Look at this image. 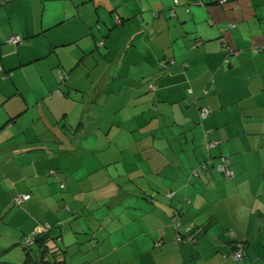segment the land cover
Returning a JSON list of instances; mask_svg holds the SVG:
<instances>
[{
	"label": "crops",
	"instance_id": "crops-1",
	"mask_svg": "<svg viewBox=\"0 0 264 264\" xmlns=\"http://www.w3.org/2000/svg\"><path fill=\"white\" fill-rule=\"evenodd\" d=\"M263 47L264 0H0V256L264 264Z\"/></svg>",
	"mask_w": 264,
	"mask_h": 264
},
{
	"label": "trees",
	"instance_id": "trees-1",
	"mask_svg": "<svg viewBox=\"0 0 264 264\" xmlns=\"http://www.w3.org/2000/svg\"><path fill=\"white\" fill-rule=\"evenodd\" d=\"M221 1L222 0H220V2ZM170 14L171 15H174L175 12H170ZM262 49H264V47ZM192 93H193L192 90L191 89H188V94L193 95ZM203 109H204V107H201L200 108V115H201L202 118H204V116H202ZM208 159H211L212 160L211 157H208V158H206V160H204V163L207 162ZM203 165L204 164L202 162L199 165L200 167L198 168L197 171H201V169L203 170L204 169V168H202ZM15 203H16V201H15ZM17 205H19V204H17ZM206 229L207 228H204V231ZM52 230H53V226L52 225H49V226L48 225H45V229L42 230V232H40V233L37 232L35 234L34 238H35V242L38 243L39 250L41 251V259L40 258L39 259L32 258L31 255H30V252H29V253H27L28 257H27V259H25L26 260L25 261V264H31L30 263V260H31L32 264H54V262H58V259H57L58 257H60V256L61 257L62 256L64 257V251H63V248L61 246L62 238H61L60 235H52ZM194 240H195V238H194ZM23 241H24V239L21 240V241H19V244H23ZM52 242L54 243V246H52L53 249L50 248L51 247L50 246V243H52ZM24 247H25V250H27V252L31 248L30 246H24ZM52 252H57V255H56L57 257L54 256L53 258H51L50 257V254ZM59 263H60V261H59Z\"/></svg>",
	"mask_w": 264,
	"mask_h": 264
},
{
	"label": "rangeland",
	"instance_id": "rangeland-1",
	"mask_svg": "<svg viewBox=\"0 0 264 264\" xmlns=\"http://www.w3.org/2000/svg\"><path fill=\"white\" fill-rule=\"evenodd\" d=\"M77 123V122H75ZM68 132H64V136L66 137V139L69 141V138L71 137L72 139V134L71 131H69V135H67ZM149 150H144V154L145 155H148L149 153ZM60 191H63V190H60ZM67 190L64 192L66 193ZM47 193V194H46ZM48 190L45 191V194L48 195ZM191 193H192V190H191ZM227 195H229V192L227 193ZM227 195L225 197H217L215 198L214 200H210L211 203H213L214 201H218V202H223V203H226L228 201V198H227ZM1 198L3 199V197L1 196ZM47 200H48V203L50 205L51 208H53L55 206V204H58L59 202L56 201V199L53 197V196H48L47 197ZM234 202H235V199H233ZM21 206V205H17V208ZM57 208H55L54 210H56ZM59 212L61 213V211L59 210ZM32 215L34 216H39L43 218V211H35V210H32L31 211ZM54 213L56 214L57 212L54 211ZM9 212L5 213L3 215V218L5 219L7 216H8ZM240 214H242V212H240ZM222 217H223V214H222ZM44 222H39L40 224H38L33 231H31L30 233L32 234L34 231L38 230V227H44V225H51L49 222H47L46 220H43ZM42 223V224H41ZM241 229V228H240ZM242 230V229H241ZM26 234L23 238H26L28 237L29 235L31 234ZM261 238H264V235L261 236ZM15 250L12 251L11 253L9 252H6L5 254H3L2 256H0V261H4L5 263H9V264H25V258L27 259V251H25V248L22 244H19V245H16L15 246ZM20 248V249H18ZM24 248V249H23ZM16 249H18L19 251H21L22 254H18ZM235 258V257H234ZM248 258V257H247ZM236 259V258H235ZM73 261H80L78 259H71L70 256H68V262H70L71 264H73L74 262ZM241 262V261H240ZM30 263L32 264L31 260H30Z\"/></svg>",
	"mask_w": 264,
	"mask_h": 264
},
{
	"label": "built area",
	"instance_id": "built-area-1",
	"mask_svg": "<svg viewBox=\"0 0 264 264\" xmlns=\"http://www.w3.org/2000/svg\"><path fill=\"white\" fill-rule=\"evenodd\" d=\"M22 36L20 34H13L12 36L9 37L8 41L9 42H12L14 44H18L20 42H22ZM67 74L64 70H61V77L64 78L66 77ZM207 111L208 109L207 108H204L203 111H202V116H206L207 115ZM209 145H215L213 143H210ZM212 162L211 159H208L207 162L204 163L203 167L202 168H205L207 165H209L210 163ZM217 170L220 171L222 174H224L225 176L227 177H232L233 176V170L232 168L230 167L229 165V158L226 157V156H221V160L220 162L217 164ZM64 185H62L63 187ZM26 196L24 195H19V196H16L15 198V201L17 204H22V202L25 200ZM45 229V226L39 230H36L32 233V235H30L29 237H26L23 241V244L24 246H31L34 242H35V234L38 232H42V230ZM234 257L236 258V260H240L243 258V245L241 243L238 244V250L235 251L233 253ZM61 262V261H60ZM54 264H59V261L58 262H54Z\"/></svg>",
	"mask_w": 264,
	"mask_h": 264
}]
</instances>
